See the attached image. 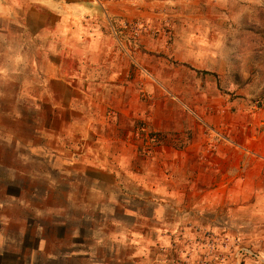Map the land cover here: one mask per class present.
<instances>
[{"label": "rangeland", "instance_id": "obj_1", "mask_svg": "<svg viewBox=\"0 0 264 264\" xmlns=\"http://www.w3.org/2000/svg\"><path fill=\"white\" fill-rule=\"evenodd\" d=\"M127 1L154 13L128 20L126 73L120 85L103 86L101 102L63 101L56 71L39 68L41 40L24 36L0 7V232L8 264H264V180L226 177L242 164L252 129L215 126L220 111L242 123L250 114L239 112L264 109V0L224 38L231 53L221 71L180 62L176 27L213 10L230 26L242 5L250 10L246 0ZM88 144L125 160L85 163ZM71 251L79 257L66 258Z\"/></svg>", "mask_w": 264, "mask_h": 264}, {"label": "crops", "instance_id": "obj_2", "mask_svg": "<svg viewBox=\"0 0 264 264\" xmlns=\"http://www.w3.org/2000/svg\"><path fill=\"white\" fill-rule=\"evenodd\" d=\"M5 1L6 4L3 5L0 0V7L6 9L12 26L24 31V36H31L42 41H40L42 47L39 49L42 54V57L38 59L39 68L45 67L56 71L54 84L56 87L60 86L58 95L63 101L69 102H101L105 84L120 85L121 73L125 76L127 64L125 58L128 33L124 28L127 27L128 20L141 16L151 18L154 13L152 10H141L138 3L127 0ZM202 2L180 0L178 4L191 7L198 6ZM245 2L250 10L242 5V9L235 12L234 15L237 17L233 19L230 26L224 23V17L215 10L207 15L198 13L182 19L176 27L178 29L176 58L198 70L221 71L228 68L224 54H229L230 51L226 48L228 45L225 46L224 38L230 36L229 32L232 30L245 27V23L239 21L241 15L254 14L256 7L259 6L258 0ZM207 4L209 5V0ZM216 4L218 6V0ZM231 13H234V10H231ZM134 30L138 32L137 28ZM134 51L136 55L141 54L137 48ZM104 81L112 82L104 83ZM61 87L68 90L63 91ZM220 112L224 116L231 114L230 111ZM248 113L250 116H246L247 120L242 123H228L222 115L218 114L215 126L222 130L239 128L241 125L252 129L254 138L250 139L245 135L243 147H241L244 154L241 159L242 164L237 163L234 167L232 165L226 177L237 180V177L244 173L246 175L242 177H248L254 180L255 184L260 185L264 180L261 179V177L264 178V109L258 112H239L241 116ZM82 149H86V152L80 157L88 164L95 165L102 159V163L115 165L117 160H125L123 154L111 155L104 153L102 149V155L100 152L96 155L90 144L83 146ZM115 155L116 157L111 159ZM238 156L239 147L234 149V154L231 152L229 159L237 160ZM121 161H118V164L122 163ZM6 240L7 238L5 239L0 232V264H8L10 254L8 246L4 243ZM44 242L41 239L38 240L39 250ZM65 255L69 259L79 257L73 251Z\"/></svg>", "mask_w": 264, "mask_h": 264}, {"label": "built area", "instance_id": "obj_3", "mask_svg": "<svg viewBox=\"0 0 264 264\" xmlns=\"http://www.w3.org/2000/svg\"><path fill=\"white\" fill-rule=\"evenodd\" d=\"M135 28H137V30H138V32H135V33L139 34V32H140V30H141V27L138 28V27L136 26Z\"/></svg>", "mask_w": 264, "mask_h": 264}]
</instances>
